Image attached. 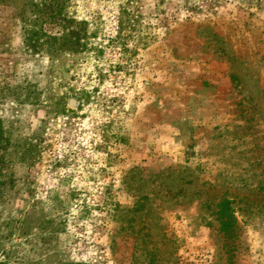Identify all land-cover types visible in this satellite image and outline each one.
<instances>
[{
  "label": "rangeland",
  "instance_id": "1",
  "mask_svg": "<svg viewBox=\"0 0 264 264\" xmlns=\"http://www.w3.org/2000/svg\"><path fill=\"white\" fill-rule=\"evenodd\" d=\"M0 119V264H264V0H0Z\"/></svg>",
  "mask_w": 264,
  "mask_h": 264
},
{
  "label": "trees",
  "instance_id": "2",
  "mask_svg": "<svg viewBox=\"0 0 264 264\" xmlns=\"http://www.w3.org/2000/svg\"><path fill=\"white\" fill-rule=\"evenodd\" d=\"M0 122H2V119H0ZM9 140L5 136V132L3 131V127L0 124V187L2 185L10 186L13 183V176L14 173L10 172L9 165H11V153L8 154V147H9ZM4 169H6V174H4ZM6 178V180L4 179ZM141 201V198H139V202ZM145 208V205H137L135 208L138 212ZM145 230H149V228L144 227ZM161 237H164L163 234L160 235Z\"/></svg>",
  "mask_w": 264,
  "mask_h": 264
}]
</instances>
